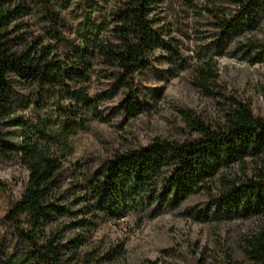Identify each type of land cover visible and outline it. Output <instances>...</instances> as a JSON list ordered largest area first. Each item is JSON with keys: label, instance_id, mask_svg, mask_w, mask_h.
Returning <instances> with one entry per match:
<instances>
[{"label": "trees", "instance_id": "trees-1", "mask_svg": "<svg viewBox=\"0 0 264 264\" xmlns=\"http://www.w3.org/2000/svg\"><path fill=\"white\" fill-rule=\"evenodd\" d=\"M163 1L0 0V119L22 123L12 114L23 106L33 126L16 145L0 132V157L27 171L4 218L15 248L0 245V264H98V251L86 249L100 222L174 211L208 190L220 169L237 164L249 174L220 180L215 211L220 219L264 217V117L241 101L227 99L216 124L188 119L191 137L184 140L155 138L115 152L94 171L72 160L73 138L92 121H103L108 103L118 99L112 112L124 116L142 111L139 76L154 62L168 63L170 77L188 67L181 51L156 34L153 11ZM210 11L206 51L227 48L249 62L264 61V39L234 41L240 31L264 27V0H230ZM20 18L32 19L40 34L21 32L13 24ZM199 74L216 81L208 62ZM68 167L75 179L80 175L72 184L78 191L74 209L61 184ZM246 258L264 264V234L248 242Z\"/></svg>", "mask_w": 264, "mask_h": 264}, {"label": "rangeland", "instance_id": "rangeland-1", "mask_svg": "<svg viewBox=\"0 0 264 264\" xmlns=\"http://www.w3.org/2000/svg\"><path fill=\"white\" fill-rule=\"evenodd\" d=\"M229 4L230 0H165L159 4L153 11L156 34L181 51L188 67L170 77L168 63L154 62L139 76L136 102L144 105L142 111L124 116L112 112L118 99L108 103L104 120L92 121L73 138L72 160L83 170L94 171L115 152L145 146L155 138L184 140L191 137L188 119L220 122L231 102L227 99L249 104L254 114L264 117V61L249 62L227 48L221 53L206 51L213 30L210 10ZM13 24L22 26L20 31L27 36L40 34L32 19L20 18ZM247 39H264V27L234 36L235 42L245 43ZM160 54L164 53L157 50L156 55ZM205 62L214 71L215 82L200 77ZM14 108L12 117L22 123L13 125L9 118L0 119V132L10 145L33 132L27 123L28 111L23 106ZM245 174L249 172L239 164L220 169L208 190L154 218L129 213L100 222L86 250L98 251V264H248L247 244L252 237L264 234V217L220 219L222 215L215 211V198L222 189L220 180L242 179ZM79 177L77 173L75 179L68 167L61 180L63 190H67L66 205L72 209L77 207L72 201L78 195L72 184ZM26 181L27 171L18 161L0 157V245L10 250L15 246L4 218Z\"/></svg>", "mask_w": 264, "mask_h": 264}]
</instances>
